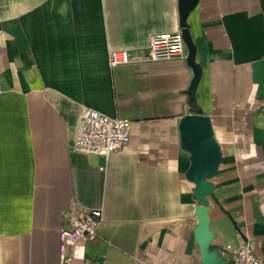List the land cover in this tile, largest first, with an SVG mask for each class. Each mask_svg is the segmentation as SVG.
<instances>
[{"label":"crops","instance_id":"0c3cea01","mask_svg":"<svg viewBox=\"0 0 264 264\" xmlns=\"http://www.w3.org/2000/svg\"><path fill=\"white\" fill-rule=\"evenodd\" d=\"M177 32L183 55L140 62ZM84 107L130 119L127 147L77 151ZM191 115L206 150L184 143ZM203 174L211 249L251 243L264 264V0H0V264H203ZM93 210L99 238L61 260L60 230Z\"/></svg>","mask_w":264,"mask_h":264},{"label":"built area","instance_id":"2783aa9c","mask_svg":"<svg viewBox=\"0 0 264 264\" xmlns=\"http://www.w3.org/2000/svg\"><path fill=\"white\" fill-rule=\"evenodd\" d=\"M185 52L182 32L164 33L151 38L148 52L140 62L172 60ZM128 51L112 50L108 53V65L115 68L132 63ZM133 122L128 118L111 117L92 108L82 109L75 148L89 155H97L106 160L114 153L127 147L131 139ZM104 170V168H101ZM103 212L93 210L85 215H73L69 226L59 233V251L61 260H65L71 251L76 259H84L86 247L99 238V229L103 223ZM224 258L232 257L233 264H262L254 255L252 244L246 243L239 248L230 246L222 250ZM144 264V263H142Z\"/></svg>","mask_w":264,"mask_h":264},{"label":"water","instance_id":"95a60500","mask_svg":"<svg viewBox=\"0 0 264 264\" xmlns=\"http://www.w3.org/2000/svg\"><path fill=\"white\" fill-rule=\"evenodd\" d=\"M181 130L184 133V143L195 145L196 150H206L212 137V129L209 119L203 115H191L185 117L181 122ZM207 173V172H205ZM195 197L200 201L197 208L199 224L194 231L195 240L200 247L203 264H229V261L220 255L217 250L211 249L215 234L211 231L208 215L207 196L213 197V186L206 181L205 175L195 179Z\"/></svg>","mask_w":264,"mask_h":264}]
</instances>
